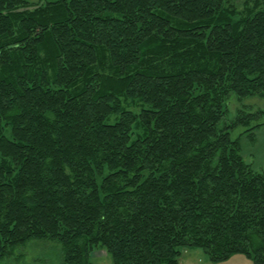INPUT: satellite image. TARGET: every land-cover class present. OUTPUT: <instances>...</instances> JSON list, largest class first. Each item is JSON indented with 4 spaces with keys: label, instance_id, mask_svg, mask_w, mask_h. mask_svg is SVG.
Here are the masks:
<instances>
[{
    "label": "trees",
    "instance_id": "16d2710c",
    "mask_svg": "<svg viewBox=\"0 0 264 264\" xmlns=\"http://www.w3.org/2000/svg\"><path fill=\"white\" fill-rule=\"evenodd\" d=\"M242 1L0 0V264L34 240L60 264H264L241 145L264 111L225 123L264 98V0Z\"/></svg>",
    "mask_w": 264,
    "mask_h": 264
},
{
    "label": "rangeland",
    "instance_id": "374dc122",
    "mask_svg": "<svg viewBox=\"0 0 264 264\" xmlns=\"http://www.w3.org/2000/svg\"><path fill=\"white\" fill-rule=\"evenodd\" d=\"M30 2L38 3L40 0H29ZM231 4L237 5L239 10L243 9V1L231 0ZM230 103V104H229ZM228 113L225 117V123H231L238 115L251 113L256 111H264V98L253 97L244 99L241 102L234 95L231 96L227 103ZM260 122H264V117ZM253 124H256L254 122ZM245 131V128L239 127L232 131V138L238 139L240 134ZM243 156L245 161L253 166V168L264 174V127L255 132L254 140H251L247 135L241 140ZM16 256H21L20 261H10L11 264H60L61 247L57 242L34 240L25 246L18 247L15 251ZM206 255L197 249L184 251L181 258V264H194L195 262L204 264ZM17 259V257H14ZM92 261L96 264H113L111 256L106 249L97 247L92 254ZM3 264H7L4 262ZM223 264H252L247 258L242 255L235 257L232 261Z\"/></svg>",
    "mask_w": 264,
    "mask_h": 264
},
{
    "label": "crops",
    "instance_id": "0c3cea01",
    "mask_svg": "<svg viewBox=\"0 0 264 264\" xmlns=\"http://www.w3.org/2000/svg\"><path fill=\"white\" fill-rule=\"evenodd\" d=\"M238 256H239V255H238ZM235 257H237V256H235ZM235 257H233L230 261H232ZM203 262H204V264H210V263H208L207 260H204ZM194 264H198V263L195 262ZM200 264H202V262H201ZM222 264H223V263H222Z\"/></svg>",
    "mask_w": 264,
    "mask_h": 264
}]
</instances>
